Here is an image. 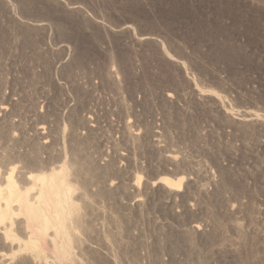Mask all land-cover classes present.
Here are the masks:
<instances>
[{"label":"rangeland","instance_id":"obj_1","mask_svg":"<svg viewBox=\"0 0 264 264\" xmlns=\"http://www.w3.org/2000/svg\"><path fill=\"white\" fill-rule=\"evenodd\" d=\"M193 81L264 113V0H0V146L80 147V264H264V120Z\"/></svg>","mask_w":264,"mask_h":264},{"label":"bare ground","instance_id":"obj_2","mask_svg":"<svg viewBox=\"0 0 264 264\" xmlns=\"http://www.w3.org/2000/svg\"><path fill=\"white\" fill-rule=\"evenodd\" d=\"M37 25L42 24L38 22ZM142 39H150V36ZM160 47L166 58L185 68V63L174 59L163 42L160 43ZM115 74L117 75V72ZM193 84L201 95L219 99L225 113L232 115L239 123L264 120V113L258 110L240 111L230 103L229 107H225L224 103L227 101L224 96L212 89L201 88L196 81H193ZM166 96L173 98L171 93H167ZM5 110L6 107L0 106V111ZM241 112L244 114H240ZM127 121L124 131L134 142L137 134L130 131L132 126L129 119ZM43 129L45 130L40 126L36 130ZM6 147L0 146V264H80L74 250L80 243L75 246L77 242L74 244V241L78 240L75 239L74 232L78 223L76 221L80 211L79 203L86 202V195L81 191L75 200L74 193L75 183L80 181L83 187L85 176L83 163L79 160L74 161L72 155V150L79 151L80 147L77 144L71 145V153L70 150L67 151L65 145L62 150L52 149L43 152L37 148L26 152L21 151V146ZM27 151L30 150L27 148ZM166 157L177 160L174 154L167 153ZM184 174L164 171L155 180L150 181V185H160L168 192L179 193L183 191L186 182ZM141 183L142 175L137 173L131 186L138 189L140 185L142 187ZM192 229L199 230L200 227L194 224Z\"/></svg>","mask_w":264,"mask_h":264}]
</instances>
